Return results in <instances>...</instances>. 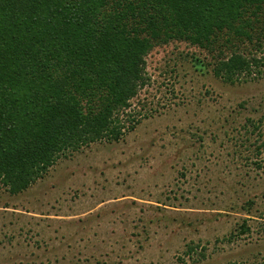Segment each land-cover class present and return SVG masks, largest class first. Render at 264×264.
I'll use <instances>...</instances> for the list:
<instances>
[{"label": "rangeland", "instance_id": "rangeland-1", "mask_svg": "<svg viewBox=\"0 0 264 264\" xmlns=\"http://www.w3.org/2000/svg\"><path fill=\"white\" fill-rule=\"evenodd\" d=\"M216 50L155 45L118 139L0 181V264H264V65L227 82Z\"/></svg>", "mask_w": 264, "mask_h": 264}, {"label": "trees", "instance_id": "trees-1", "mask_svg": "<svg viewBox=\"0 0 264 264\" xmlns=\"http://www.w3.org/2000/svg\"><path fill=\"white\" fill-rule=\"evenodd\" d=\"M171 39L217 49L224 81L260 74L264 0H0L1 183L17 193L65 151L118 139L144 57Z\"/></svg>", "mask_w": 264, "mask_h": 264}]
</instances>
